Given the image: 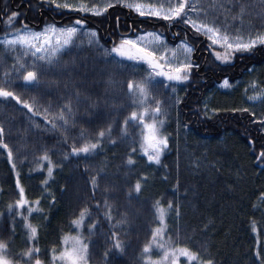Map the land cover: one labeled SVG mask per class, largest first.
Returning a JSON list of instances; mask_svg holds the SVG:
<instances>
[{"label": "trees", "instance_id": "1", "mask_svg": "<svg viewBox=\"0 0 264 264\" xmlns=\"http://www.w3.org/2000/svg\"><path fill=\"white\" fill-rule=\"evenodd\" d=\"M55 1L0 0V34L41 17L94 27L103 40L154 28L191 41L196 65L177 71V81L148 78L149 103L166 116V149L150 161L132 113L131 85L143 69L94 43L79 47L81 34L55 63L40 65L36 83L9 86L3 72L14 57L0 46V91L8 93L0 96L3 256L51 264L65 238L79 235L89 264H150L145 253L165 218L163 240L204 264H264V92L249 102L241 86L218 87L253 76L264 90V41L245 50L209 46L188 22L195 6L196 17L229 34L261 32L264 0H180L167 20L120 2L94 15Z\"/></svg>", "mask_w": 264, "mask_h": 264}, {"label": "rangeland", "instance_id": "2", "mask_svg": "<svg viewBox=\"0 0 264 264\" xmlns=\"http://www.w3.org/2000/svg\"><path fill=\"white\" fill-rule=\"evenodd\" d=\"M120 2L122 7L132 9L138 14L160 17L164 20L173 19L180 7V0H162V3H151L136 0H60L59 3L69 10L88 12L94 15H102L108 8ZM188 14V22L201 33L203 43L209 46L223 47L232 50L250 49L264 41V30L261 32L248 33L243 35L229 34L215 25L196 17V8L192 6ZM85 39L82 45L94 43L104 53L105 57H111L120 64L131 60L135 66L143 69L146 77L140 78L132 83L135 95L133 119L142 123L144 137V153L150 161L158 159V156L166 149V141L163 133V126L166 120L165 113L156 109L151 103L150 82L148 78H159L165 80H178L177 71L186 70L194 62V45L186 38H179L178 35L171 36L157 29L137 31L129 35L114 36L112 32L104 34V40L94 27H79L73 23L62 24V22L40 21L34 25L15 28L0 34V46L12 52L13 62L10 69L3 72L4 84L9 86L18 85L23 82L36 83L40 65L49 66L55 63L64 53L70 51L78 42L79 36ZM250 68V72L254 71ZM31 74V80L26 81L25 77ZM3 81V80H2ZM34 83V84H35ZM2 84V85H1ZM0 89L3 88V83ZM241 86L244 90V97L249 102H257L263 98V88L252 76L247 79L236 80L235 82L223 78L219 81L220 90L230 92L235 87ZM8 93L0 91L1 95ZM155 105V104H154ZM209 105H206L208 107ZM93 150L91 146L84 148L87 153ZM18 184L21 185L18 179ZM22 186L20 187V190ZM26 202H24L25 204ZM29 211L34 215L39 212L35 202L28 203ZM38 224V219L35 221ZM165 218L156 232L153 243L146 250V258L150 264H204V260L197 254L181 246H171L164 241ZM0 264H10L0 252ZM51 264H89L86 258V245L79 235L65 238L61 247L54 252Z\"/></svg>", "mask_w": 264, "mask_h": 264}, {"label": "water", "instance_id": "3", "mask_svg": "<svg viewBox=\"0 0 264 264\" xmlns=\"http://www.w3.org/2000/svg\"><path fill=\"white\" fill-rule=\"evenodd\" d=\"M32 77H33V76H32L31 74H29V75H27V76L25 77V80H26V81H29V80H31Z\"/></svg>", "mask_w": 264, "mask_h": 264}, {"label": "bare ground", "instance_id": "4", "mask_svg": "<svg viewBox=\"0 0 264 264\" xmlns=\"http://www.w3.org/2000/svg\"><path fill=\"white\" fill-rule=\"evenodd\" d=\"M60 1V0H59ZM59 1H55L59 6H61V7H64V6H62L60 3H59ZM66 9H68L67 7H65ZM69 10V9H68ZM29 83V82H28ZM212 111H213V109H212Z\"/></svg>", "mask_w": 264, "mask_h": 264}]
</instances>
